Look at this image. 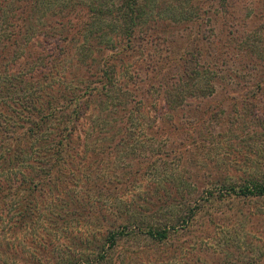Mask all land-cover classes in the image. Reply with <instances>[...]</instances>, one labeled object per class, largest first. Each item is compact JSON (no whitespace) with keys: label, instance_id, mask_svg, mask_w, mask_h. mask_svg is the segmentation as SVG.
<instances>
[{"label":"rangeland","instance_id":"374dc122","mask_svg":"<svg viewBox=\"0 0 264 264\" xmlns=\"http://www.w3.org/2000/svg\"><path fill=\"white\" fill-rule=\"evenodd\" d=\"M49 1L32 9L31 37L14 48L19 70L48 66L42 83L25 80L32 84L30 92L40 88L54 98L61 84L69 97L84 85L99 92L95 104L83 107L86 118L74 136L76 156L68 166L81 175L73 182L70 174L68 181L75 192L68 185L35 197L33 228L25 233L11 230L14 212L30 197L19 192L1 199L0 259L7 254L16 264H115L118 259L119 264H264V195L236 196L215 187L230 180L264 184V0H146L134 36L121 42L123 23L115 20L114 4L113 19L100 16L94 26L92 16V33L86 35L95 0ZM4 5L13 14L11 22L21 20L20 0H0V14ZM60 6L69 14L57 15ZM2 24L0 18V30ZM102 41L105 49L98 47ZM59 44L60 55L50 58ZM189 75L187 83L196 92L186 96L180 90ZM19 84L24 83L1 95L15 99ZM14 107L0 101V117L10 125L18 117ZM156 156L151 166L149 158ZM128 163L132 169L124 168ZM169 176L187 186L153 184ZM166 192L184 195L182 206L181 200L159 204ZM134 202L136 212L156 213L162 225L176 224L178 237L163 249L127 241L111 248L105 237L125 223L121 206ZM193 209L188 223L176 220L188 219ZM132 234L124 238L134 239ZM11 239L18 242L15 252L4 250ZM102 248L108 256L96 261Z\"/></svg>","mask_w":264,"mask_h":264},{"label":"trees","instance_id":"16d2710c","mask_svg":"<svg viewBox=\"0 0 264 264\" xmlns=\"http://www.w3.org/2000/svg\"><path fill=\"white\" fill-rule=\"evenodd\" d=\"M39 1L40 0H20L23 4V7L19 9L22 10V17L20 21H10L13 14L5 10L6 5L3 7L4 12L0 14V18L3 22L0 30V101H5V104L15 103L14 110H16L18 116L17 118L15 117V125H10L9 121L6 120L5 122L0 117V200L3 198L11 199L13 198L12 196H17L19 192H23L25 195L30 197L29 199H26L24 209H21V212L18 210L17 212H14V227L11 230V233H18L19 229L25 233L26 230L29 231L33 228L31 220L37 211V203L33 200L35 197H46L47 192L50 189L63 188L66 190L68 189V185L70 186L69 191L74 190L75 192L77 188L76 185L71 183V181H68L70 174L73 177V182L80 179L81 175V171L79 169L68 166V164H72L69 162L70 159H75L76 156L74 155V136L81 124V120L86 118L84 116L85 113L83 112V107H88V104L90 106L93 102L95 104V94L99 92V88L97 89L95 86L84 85L77 88V91L72 92L69 97L68 94L64 95V90L67 89V87L63 84H61V86L65 89L62 88L59 93L54 95V98L49 97V94L40 88L35 90L34 93L30 92L32 84L26 83L25 80L29 82L42 83L41 80L44 81V77L48 71V66L46 68L43 66L44 70L34 66H32L29 72L24 69L19 70L17 62L21 58L16 52H14V50L23 46L25 44L24 41L26 39L29 40L31 37L30 35L34 28L30 22L33 13L32 9L39 3ZM44 3L49 4L50 1L44 0ZM146 3V0H95L94 3L90 5L91 10L88 7L89 17H87V22L84 25L85 33L88 32L86 35H90L92 33V29L90 31L88 30L90 29L89 27L92 21V16L95 26L96 18L110 15L113 19V14L116 10L115 12L118 17L116 16L115 20H121L123 23L122 30L118 33L120 42L126 40L127 38H131L134 36L137 30L136 28L140 24V17L143 9L141 5H144L145 7ZM113 4L117 9H111ZM105 6L108 9H106ZM68 10V8L60 6L57 15H67L69 14ZM94 26L91 25V28ZM62 40V43H64L65 38ZM74 41V37H71L69 40V42ZM109 41H111V39L106 40L108 43ZM98 47L100 49H105L106 45L102 41ZM54 48V51H52L49 55L51 56L50 58H52L53 55H55V58L56 56H59V52L61 51L60 49H63L61 44L55 46ZM11 57H13V59H10ZM28 61H30V59ZM3 62H10L12 65L10 68H7L2 66ZM25 64H28V62H25ZM78 64L81 63L78 62ZM107 77L111 79L108 73ZM190 80L191 76L189 75L186 82H183L182 84L185 85L186 88H181L180 94L183 92L187 96L189 93L192 94L196 92L191 91L192 85L187 83ZM17 82L24 84H19L16 92L12 94L15 99L8 97L9 93L1 95L2 90L11 88ZM95 83L97 82L92 80V84ZM180 99L182 100L183 98L180 97ZM109 106L113 107L114 102L111 101ZM131 118L132 116H130L129 120L127 119L129 124L132 122ZM8 128L10 131H7ZM128 138H130V136ZM128 138L126 139L125 144H123V148L125 147V149L127 147L126 143H128ZM157 156L149 158L151 161L149 163L152 164L151 166H154L153 162L159 158H157ZM123 165L125 166L124 168H128L129 166V168L132 169L131 163ZM65 168L70 169V172H68ZM128 182L129 181H126V183ZM164 182L168 185L175 184L178 187L180 185L183 188L187 186L183 179L181 180L180 178L170 176L167 178H161L157 183L155 182L153 184H156L157 187V184H164ZM121 183L126 184L124 182ZM215 187L216 189L219 188V191L222 193L226 191L233 193L236 196L249 197L251 195H264V184L259 183L258 180L255 179H247L241 182L235 180H230L228 182L222 181V184L216 185ZM191 188L192 186L189 185V190H191ZM205 193L207 195L209 194L207 191H205ZM166 195L167 198L164 197L166 201L159 204L167 205L170 202L181 200V204L179 206H182V200L186 199L184 198V195L171 197L170 192H166ZM70 197L76 200L77 195L71 193ZM158 200H161V197H158ZM206 200H208L207 197L200 198V201ZM156 205L152 206V208ZM3 206H5V204H3ZM121 207L122 208L119 213L125 214V223L117 227L114 231H110L108 236L105 237L107 238V241L110 242L111 248L116 245V247H118L120 241H127L134 244V247L137 248H145V246H148L150 248L157 247L158 249H163L166 248V243L172 239L171 237H178L179 229L176 227V224H159L158 222L160 221V216H156V213L144 216L143 212H136L135 202L133 204L124 203ZM138 207H140V205ZM84 208L87 209V207ZM9 210L10 207L8 212ZM194 211H196V209L189 211L190 215H188V219H186L185 216H179V211V218L176 220H182L184 223H188V221H191L194 218ZM159 212L160 209H157L158 214ZM1 214L2 213L0 212V216ZM130 231L134 233L132 236L133 238H137L136 240L135 238H129V240L124 238L126 235H130ZM17 235L15 238H17ZM32 238L33 237L29 239L32 240ZM35 242L36 241L30 242V244L35 246ZM17 243L18 242L13 241V239L9 240L5 244L4 250L7 251V247H9L12 250H8V252L17 251ZM79 244H77L78 247L82 249V244ZM104 250L105 249L102 248L101 251H98V253L94 255L96 256V261H101L108 256L107 252ZM27 251L34 254V250H32V248H28ZM12 258L13 257L5 254V257H1L0 264H9V262H11V264H16L17 259ZM119 263H121L120 259L115 262V264ZM60 264L76 263L60 261Z\"/></svg>","mask_w":264,"mask_h":264}]
</instances>
